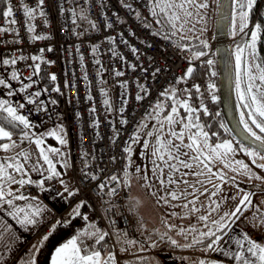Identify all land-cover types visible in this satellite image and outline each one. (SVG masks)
Wrapping results in <instances>:
<instances>
[{
    "label": "built area",
    "instance_id": "obj_1",
    "mask_svg": "<svg viewBox=\"0 0 264 264\" xmlns=\"http://www.w3.org/2000/svg\"><path fill=\"white\" fill-rule=\"evenodd\" d=\"M11 3L17 23H6L0 14V27L8 29L0 33V78L11 85L14 95L8 96L10 89L0 85V99H8L13 106L24 103L25 108L18 111L28 117L34 131L59 120L68 131L76 190L55 219L72 220L68 210L76 203L84 202L92 209L97 228L109 234L135 235L138 219L129 209L130 197L124 183L128 152L124 149L130 147L146 113L161 98L160 93L177 84L189 66L204 65L212 51L198 59L189 50L183 54L175 39H165L157 31V19L149 11V0H44L41 9L45 16H40L38 9L35 19L30 21L23 15L20 0H11ZM24 3L35 8L38 0H24ZM124 4H130L131 9ZM29 23L35 26L32 33L27 31ZM107 23L112 27L107 28ZM93 24L96 28L92 27ZM145 24L151 27L146 28ZM34 35L50 38L33 40ZM111 37H115V44L109 43ZM122 39L127 44L122 43ZM93 47H97L95 53ZM133 47L137 49L135 54L130 50ZM112 48H115L116 56L110 51ZM34 55L42 56V60L35 62L40 64L36 75H32L33 68L30 67L34 64L31 59ZM21 56L28 59H17L15 65L2 63L4 59ZM96 60L100 64H96ZM6 66L18 72L19 81L7 76ZM116 71H122L124 75L117 77ZM52 75L56 76L55 81L50 79ZM29 76L31 81L27 79ZM125 82L127 87H121ZM28 83L33 86L26 92H19L22 84ZM209 84L211 82L207 79L198 82L204 96L203 106L207 110L215 102L212 99L214 89H210ZM141 85L146 93L140 90ZM184 86L192 88L193 83L186 80ZM56 87L59 92L53 91ZM101 89L107 92V97L101 95ZM36 91L42 94L34 99L38 104L43 102L44 110L37 111V104L27 103V97ZM138 94L144 99L136 100ZM89 95L91 100L87 99ZM105 98L112 105L110 109L103 104ZM93 107L95 113L90 111ZM121 120L127 123L122 124ZM114 176L118 180H113ZM57 182L54 177L45 180L42 187L38 183L28 184L22 193L25 196L38 195L43 187ZM101 184L105 185L103 190L99 187ZM112 189H115L114 193ZM50 227L48 223L40 232L45 234ZM91 242L87 241L88 244Z\"/></svg>",
    "mask_w": 264,
    "mask_h": 264
},
{
    "label": "snow or ice",
    "instance_id": "obj_2",
    "mask_svg": "<svg viewBox=\"0 0 264 264\" xmlns=\"http://www.w3.org/2000/svg\"><path fill=\"white\" fill-rule=\"evenodd\" d=\"M3 2L7 5L6 9L2 12L3 17L5 18L6 23L15 25L17 23L16 19L14 18V7L11 3V0H3ZM257 0H232V35L235 36L238 33L242 34V45H237L236 53H235V70H236V79H235V87L237 92L238 100L240 101L241 107L247 109V119H245V113L242 111L241 116V123L244 125L245 131L248 132L255 140L259 141L262 148H264V136L257 135L255 131H253L252 127L249 125V121H251V125H254L256 129H259L260 133H264V57H261L259 50L257 48V43L260 41L261 35L264 34V25L260 23H256L249 33L245 30L248 28L250 23V13L252 11L253 6L256 4ZM21 10L23 12L24 17L27 20L35 19V15L39 9V15L45 16L44 11L41 9V6L44 4V0H38L37 6L35 8L29 7L27 4L24 3V0H20ZM186 4H195V0H181L180 3H176L175 0H149V11L155 17L157 15L163 14L167 19L166 21L157 20V23L163 24L166 23L170 25L171 34L175 35V30L177 28L176 21L180 19L179 14L176 11H172L171 13L168 12L169 9H181L184 11L186 16H191L192 13L187 11L185 8ZM197 8H207L208 4L202 3L195 5ZM124 7L131 9L130 4H124ZM159 9V12H157ZM75 16V13H73ZM137 19H139V13L136 14ZM11 18V19H9ZM237 18H239V29L237 32ZM123 23V21H120ZM75 23V20L73 21ZM107 28H111L112 24L107 23L105 25ZM93 28H96V25H92ZM144 27L148 28L151 27L149 24H145ZM182 28V25H181ZM35 26L31 23L28 24L27 31L29 33L34 32ZM8 31L7 28L0 27V33ZM159 34V33H154ZM50 37H46L43 35H34L31 37L33 40H44L49 39ZM165 39H169V36L165 34ZM19 42V41H16ZM122 43L127 44V41L121 40ZM109 43L115 44V37L109 38ZM203 47H207L206 42H201ZM150 46V45H149ZM98 47V46H97ZM97 47H93V53L96 52ZM245 49H248V59L246 60L243 57V53ZM133 54L137 52L136 48L130 49ZM43 51V49L41 50ZM51 51V49H48ZM114 56L117 55L115 48L110 49ZM206 53L203 51H198L194 53V58L198 59L200 56H204ZM17 59L25 60L28 59L27 57H19L13 59H4L2 63L4 65H15L17 63ZM32 61L34 62L33 65L30 67L33 68L32 75H36L40 71V64L35 63L36 61L42 60V56H32ZM83 57H81V60ZM123 59V57H120ZM96 64H100L99 60L95 61ZM213 61L208 60L207 64L210 66L212 65ZM253 66L255 67V72L252 71ZM135 66H133V70ZM159 71V70H157ZM193 67L189 66L185 72L184 77H181L177 80L179 83L181 80L186 79L187 77H191L193 74ZM243 72L244 76L247 79L246 86L244 88L241 87V73ZM115 75L117 77L123 76L124 73L122 71H116ZM215 75V73H212ZM28 80L31 81L32 77H27ZM52 81L56 80V76L52 75L50 77ZM84 79H87V74L85 73ZM11 80L19 81L20 76L17 71H13L11 73ZM34 83V82H33ZM0 85H3L5 88L10 89L7 93L8 96L14 95V92L11 90V85L5 81V79L0 78ZM33 86L32 83L22 84L20 87L19 92H26L27 89ZM121 87L126 88L127 83H122ZM196 91L199 92V86H195ZM209 88H214L213 84H209ZM140 90L143 92H147L143 86H140ZM46 91V89H45ZM53 91L59 92L60 89L58 87L54 88ZM176 89L173 87L166 88L163 92L160 93L161 97H164L167 100H172L173 103L170 105V112L163 118V120H158L157 123L160 124V128L156 129L158 133H162L164 129L165 123L168 125V134L172 139H168L164 141L161 139L160 135L157 136V147L153 151V155L157 156L158 159L164 162L165 166L169 168V175L165 179L163 177V168L160 165H156V169H159V175H157L156 170H153V174L157 175V179H159L162 189H167L169 185H178L179 183L187 184V180H177L174 178V173L180 172V167L176 164H169L168 161L164 160V152L162 150H166V154L168 155L169 160L178 161L179 165L183 166L184 168L191 169L193 167L192 163L188 162L189 153L182 151V147L190 149L192 152L197 153V155L192 156V160L200 161L204 163V161L200 160V157L204 155L203 148L198 140V137H203V146L204 148H208L210 152L215 153L216 157H220V153L217 152V149L224 148L225 153L232 152V145L229 142H225L222 145H216L215 147L208 144V134L203 131V126L197 123L199 120L198 116H194V113L197 111L196 109L192 108L187 100H178L176 97ZM40 91H36L27 97L28 104H37V111L44 110L42 109L43 102L40 101L39 104L37 100L34 99L41 96ZM101 95L107 97V92L101 89ZM123 95V94H122ZM88 100H91L92 97L89 95L87 97ZM144 99V96L137 95L136 100L140 101ZM213 101L216 100V96H212ZM52 103H56L52 101ZM122 103H127V101H122ZM103 104L107 108H111L112 105L109 99L105 98ZM179 107H178V106ZM25 108L24 103H19L16 106L7 100V99H0V151L6 153L5 156H0V211H7V214L12 217L18 224L25 227V230H28L29 225H37L39 220L37 219L44 209L39 204L27 203L26 206H19L15 202L16 201H28L29 198L23 195L21 189L24 188L25 185L38 183L41 187L43 186L45 180H51L54 177H59L61 175L60 172L56 169V163L54 162L55 156H62L63 153L60 151L59 148L45 146V136L54 137L60 145H66L67 140L63 136V128L60 127V132L58 133L56 130H50L44 134H37L32 132L31 129L34 127L32 122L28 119L27 116L20 114L18 109ZM164 108V103L162 101H157V103L152 107V110L146 113V118H152V114L155 113L156 116L160 115V112ZM179 108H183L188 115L186 117H181ZM91 112L95 113V107L90 109ZM121 112L124 111L123 108L120 109ZM205 114H207V108H203ZM121 123H127L125 120H121ZM182 125L181 129L177 131L173 126L174 125ZM223 126V125H222ZM147 124L141 123L138 126V130L146 128ZM19 130V140L20 143L18 144L16 140L13 139V136L16 133L15 130ZM192 129H197L196 132H192ZM187 130L189 133L188 139L190 143L183 144L185 131ZM148 136H152L153 132L149 131L146 133ZM133 142H136L137 137L134 135L132 138ZM173 139L179 140V144L173 143ZM27 141L29 144H35L36 149L38 150V155L35 160L32 159V153L26 149L21 147L24 142ZM144 147H149L148 143L145 142ZM19 148V151H15V149ZM172 149L175 150V155H173ZM125 152H131L130 148H125ZM249 156H259L255 150L249 151L247 153ZM181 157H185L186 159H181ZM210 157H205V159H209ZM261 161H264V156H259ZM43 161V163H41ZM237 163L242 164V162L237 161ZM255 164L256 161L253 160ZM26 165H30V169L33 172H38L43 175L41 169L44 168V165H47L46 171L49 175L45 176L44 179L40 181H33L29 176V169L26 168ZM63 167H67L66 162L62 165ZM204 166L208 168V165L205 163ZM227 166V165H226ZM260 168H264V163H260L257 165ZM242 167L247 169L248 165L242 164ZM209 172H211V168H208ZM139 171V169H137ZM204 173L201 172H185L182 175H196L200 176ZM92 179H96L95 176L91 177ZM222 180L224 179L223 176L220 177ZM260 177H257L259 179ZM113 180H118L117 177H112ZM145 181L147 182L148 177H144ZM60 183L64 184L63 180ZM198 183H201L198 181ZM12 185H19L18 188L13 190ZM100 189L103 190L105 187L104 184L99 185ZM151 187V185H149ZM195 188V185H192ZM219 190V189H218ZM65 191L68 192L69 196L75 195L74 192L69 191L67 185H65ZM112 193L115 192V189L111 190ZM19 193V194H17ZM154 196H158L157 203L161 201L164 204H169L170 197L171 200H180L182 198L186 199L188 195H193V193H188L184 190L181 193H177L176 190H167L164 192V195H158L156 192L151 193ZM212 195H216L215 192ZM35 200L36 198H31ZM231 199H235L232 197ZM84 202L77 204L72 212L73 214L79 216L80 208L83 206ZM195 200L188 201L187 204H183V208H188L189 204H192L193 207L189 209V212H196L199 211L195 207ZM252 201L250 198L249 193H245L243 197L240 199L239 204L235 206L234 210L231 212H226L224 216L220 218L219 221L212 220L211 224L214 226V230L210 228L207 232H199L198 237H193L192 242L190 244H184L182 247L188 248L192 247L193 245L197 244H205L207 249H212L214 251L221 252L225 257L233 259L236 264H264V245L261 243L253 240L251 237L248 236L247 233H243L240 238L235 239L234 241L229 238V240L225 241V245L228 243L235 244V251L227 248L225 245L221 244V241L224 240L226 236H228V229L229 224L224 222L225 218L227 217L229 220L234 222L235 219H239L238 214H242V207L246 208L248 205H251ZM6 206V208H5ZM175 207V206H173ZM211 207V206H210ZM217 208L219 205L216 206ZM215 208H211V211H215ZM171 215L176 216L177 213L173 212ZM87 219V217H83ZM200 221L208 222L209 216L208 215H201L198 217ZM165 225L171 229L175 227V225H168L167 221H164ZM61 224V221H57L56 224L52 225L51 230L44 234L40 240L33 244V248L35 249V253H33L28 259L22 261V264H37V255L42 251L44 245L49 241L52 233L55 231L57 225ZM93 231H87L80 233L77 236H74L66 243L57 247L54 253L51 256V264H116L115 256L112 252H108L106 257L102 256V250L104 247V243L106 242V237L109 236V233L103 231L99 228H96L95 225L90 226ZM205 227H207V223H205ZM5 230H10V226H8ZM185 229L181 228L180 231L177 233L178 235H184ZM191 232H196L195 228L190 229ZM167 233H164L163 236H166ZM92 241V244L89 245L87 241ZM169 240L172 245L174 246H181L179 245L178 241L171 239ZM130 244L136 243V241H129ZM0 245H4L10 247L9 245H5L3 233L0 232ZM155 246V245H153ZM125 249H122L124 251ZM200 264H215V262H206L204 260L200 261Z\"/></svg>",
    "mask_w": 264,
    "mask_h": 264
},
{
    "label": "rangeland",
    "instance_id": "obj_3",
    "mask_svg": "<svg viewBox=\"0 0 264 264\" xmlns=\"http://www.w3.org/2000/svg\"><path fill=\"white\" fill-rule=\"evenodd\" d=\"M0 0L1 5H4ZM220 0H195V4H186L185 8L187 11L191 12V16H186L184 11L181 9H169L168 12L176 11L180 19L176 21L177 28L175 32L180 35L182 38H186V41H180V47L182 49V53L184 54L187 50H190L192 53L194 52V46L191 42L192 38H199L201 41L211 39L215 28V21L217 16V10ZM176 3H180L181 0H175ZM207 3V8H197L195 5ZM2 10V9H1ZM159 12V9H157ZM157 20L166 21V17L163 14L155 16ZM239 18H237V32L239 29ZM160 24V23H159ZM166 24V23H164ZM256 21L252 20L249 23L248 28L245 30L249 33L247 38H250V32ZM161 25V24H160ZM167 25V24H166ZM182 25V28H181ZM170 27V25H167ZM232 14H231V23H230V35H232ZM233 36V35H232ZM233 37L237 38V43L234 47V55L236 53L237 45H242V34H237ZM258 48V43H257ZM248 49H245L243 53V57L248 59ZM235 67V66H234ZM235 71V79H236V70ZM252 71L255 72V67L253 66ZM186 80V79H184ZM247 79L244 76L243 72L241 73V87L244 88L246 86ZM178 92L179 88L173 86ZM191 89V88H188ZM178 100H187L189 105L190 103L189 97H181L176 95ZM157 101H162L164 103V108L160 112L159 116H156L155 113L152 114V118H144L141 123L147 124L146 128L137 130L135 136L137 137L136 142L132 141L131 144V153L128 164V175L127 179L124 181L127 185L130 186L132 200L130 199L129 205L130 210L133 214L137 215L140 221V226L137 229V233L133 236H129L125 233H113L109 234L110 238H113V254L115 256V261L117 264H131L128 258L131 255H150L153 264H200L201 260L206 262H215V264H223L220 260V257L214 254V250L207 249L205 244H197V247H182L184 244H190L192 242L193 237H198L199 232H207L210 228L214 230V226L211 224L212 220L219 221L222 216L226 212H231L234 210L235 206L239 204L240 199L243 197L245 193L250 194L251 205H248L246 208L242 207V214L239 215V222H243L244 228L243 230L247 233L248 229H251L253 233L257 234V236H262V232L264 231V168H260L257 165L260 164L259 156H264L257 149L250 147L248 145L242 146L240 145L232 136L222 142H214L210 139L208 135V144L215 147L216 145H222L225 142H229L232 145V152L224 155L225 149L219 148L217 152L220 153V157H216L215 153L210 152L208 148H204L203 146V137H198V140L203 148L204 155L200 157V160L204 161L201 163L197 160H192L191 157L197 155V153L192 152L188 148L182 147V151L188 152L189 157L188 162L192 163L193 167L191 169L184 168L179 165L178 161L169 160L168 155L166 154V150H162L164 154V160L168 161L169 164H176L180 167L179 173H174V178L179 180H187L188 183H179L178 185H169L167 189H162L159 179H157V175H159V169H156V165H160L163 168V177L166 179L169 175V168L165 166L164 162L158 159L157 156L153 155V151L157 147V136L160 135L161 139L167 141L168 139H172L168 134V125L165 123L164 129L162 133H158L156 129L160 128V124L157 123L158 120H163V118L170 112V105L173 103L172 100H167L164 97H161ZM204 99L197 102L196 105H192L191 107L196 109L197 111L194 113V116H198L200 109L203 110ZM178 106V105H177ZM179 107V106H178ZM152 110V109H151ZM181 117H186L188 113L184 111L183 108H179ZM207 114L212 116L217 115V109L215 104L207 111ZM140 123V124H141ZM197 123L202 125L201 121L198 120ZM203 126V125H202ZM177 131H179L182 125H174L173 126ZM153 132L152 136L146 135L147 132ZM185 131L183 144L190 143L188 136L189 133L187 130ZM197 129H192V132H196ZM204 132H206L203 129ZM44 134V133H42ZM45 146H51L55 148H59L63 153L62 156H55L54 162L57 161H65L64 159V145H60L57 142H53L49 136H45ZM145 142L148 143L149 147L145 148ZM173 143L179 144V140L173 139ZM34 147L36 149L35 144H27L23 146V148L28 149L32 152L31 148ZM20 149L16 150L19 151ZM255 150L259 153V156H249L247 153L249 151ZM173 155H175V150L172 149ZM38 153L36 154V156ZM205 157H210L209 159H205ZM181 159H186L185 157H181ZM253 160L256 163H253ZM260 160V161H259ZM237 161L242 162V164L248 165V168L245 169L242 167V164L237 163ZM58 162V163H59ZM43 163V161H41ZM56 163V167L58 166ZM208 165V168H211V172H209L208 168L204 166V164ZM227 165V166H226ZM47 165H44L46 168ZM26 168L29 169L30 165H26ZM139 169V171H137ZM156 170L157 175L153 174V170ZM203 172V175H182L185 172ZM40 173H36L37 177H41ZM148 177L147 182L144 177ZM223 176L222 180L220 177ZM257 177H260L257 179ZM36 180V179H34ZM198 181L202 182L198 183ZM151 185V187H149ZM195 185V188L192 187ZM255 186V187H253ZM262 187V189H260ZM13 190L16 189V185H12ZM219 189V190H218ZM167 190H176L177 193H181L186 190L188 193H193V195H188L186 199L182 198L180 200H170L169 204H164L163 201L157 203L158 196H154L151 193L156 192L158 195H164V192ZM215 192L216 195H212ZM19 194V193H17ZM235 197V199H231ZM195 200V207L199 209L196 212H189V209L193 207L192 204H189L188 208H183V204H187L188 201ZM25 201L21 200L17 205L22 206ZM219 205L217 208L216 206ZM175 206V207H173ZM211 206V207H210ZM211 208H215V211H211ZM173 212L177 213L176 216L171 215ZM201 215H208L209 221L204 222L198 219ZM167 221L168 225H175V227L169 229L164 221ZM238 219H235L236 222ZM226 223H233L232 220H229L227 217L225 218ZM205 223H207V227H205ZM94 225L93 220H89V222L84 227L83 231H93L90 227ZM185 229L184 235H178L177 233L180 229ZM195 228L196 232H191L190 229ZM21 230V229H20ZM9 231H3L4 242L8 240L11 236V240H9L5 245L1 246L0 255L8 258V262L5 264H22V261L26 260L25 257H30L33 253H35V249L32 247L33 244L37 243L40 239H36L31 241L32 238H26L23 247L17 252V245L21 242V236H17L15 239L12 238L13 234L8 235ZM250 232V230H249ZM167 233L166 236L162 235ZM254 235V234H253ZM169 237L178 241L181 246H174L171 244ZM250 237V236H249ZM230 235H228L225 239L229 240ZM257 238V237H256ZM256 238H252L256 240ZM234 240V237H231ZM129 241H136L134 244H130ZM264 241V240H263ZM234 244V243H230ZM155 245V246H153ZM225 245V242L222 243ZM229 245V244H228ZM106 245H104L105 247ZM228 247L227 245H225ZM30 248H33L32 252ZM122 249H125L122 251ZM107 252L110 251L109 246L106 247ZM119 257V258H118ZM4 258V259H5ZM4 259L0 260V264L4 263ZM224 264H233L232 261Z\"/></svg>",
    "mask_w": 264,
    "mask_h": 264
},
{
    "label": "trees",
    "instance_id": "obj_4",
    "mask_svg": "<svg viewBox=\"0 0 264 264\" xmlns=\"http://www.w3.org/2000/svg\"><path fill=\"white\" fill-rule=\"evenodd\" d=\"M250 16H251L250 22L254 20L256 21V23H260L261 25H264V0H258L257 4H255L252 8ZM157 30L163 35L167 34L169 37L174 38L178 43H180V41L183 42L188 40L182 37L179 38L180 35H178L176 32L175 35H172L171 28L166 24H163V26L162 24L159 25ZM191 42L193 43L194 46L193 54L198 51H203L204 53H206L210 48L209 46L210 42L206 40L203 42L207 43L208 45L207 47H203L201 43L202 41L198 38H194ZM258 50L261 57H264V34L261 35L260 41H258ZM193 69L194 71L192 76L186 78V80H189L193 83V87L191 89L186 88L184 86V82L186 80H181L178 83L181 89L179 88V91L176 92V95L187 98L189 97L190 103L194 106L197 104V102L204 99L202 89L199 87L200 91L199 92L196 91L195 86H198L199 81L203 79L209 80L214 85V93L218 94V75H217L218 73L216 71L215 63H212V65L210 66L208 64H205L201 68L196 67ZM212 73H215V75H212ZM43 76L45 78V75ZM182 77H184V75ZM234 81H235V71H234ZM215 107L217 109L216 116L205 114L202 109H200V111L197 113L199 115V120L203 125V129L209 135L210 139L214 142H222L227 140L229 136H231V132L222 115L219 100L216 101ZM242 110L245 113V119H247L248 110L244 108H242ZM249 125L253 129L259 132V129H256L254 125H251V121H249ZM260 134L264 136V133H260ZM130 153H128L127 156V164H129ZM80 213L81 215L79 216L74 214L73 220L71 222H61V224L57 225L49 241L44 245L42 251L37 255V264H51V256L54 253L55 249L60 245H62L63 243H65L66 241H68L69 239L73 238L74 236L79 235L83 231L84 227L89 222V220H93L91 209L84 203L83 206L80 208ZM85 216L87 217V219L83 218ZM104 245L106 246L103 247V249H106V247L109 246L110 250L111 251L113 250V242L109 236L106 237V242L104 243ZM193 247H197V246L193 245ZM128 260L129 262H131V264H153L150 255L134 254L131 255V257H129Z\"/></svg>",
    "mask_w": 264,
    "mask_h": 264
},
{
    "label": "crops",
    "instance_id": "obj_5",
    "mask_svg": "<svg viewBox=\"0 0 264 264\" xmlns=\"http://www.w3.org/2000/svg\"><path fill=\"white\" fill-rule=\"evenodd\" d=\"M2 3H4L3 1H1ZM2 9V10H1ZM6 9V4L4 3V5H1L0 3V12H3ZM15 71L14 69L6 66V74L8 77H11V73ZM62 126L63 128V136L64 138L67 140V144L64 145V159L65 161H60L58 163V166L56 167L57 171L61 173V175L58 178V183L56 185H52L49 187H45L40 191V194L38 196H31L28 197L29 200L25 201L22 206H26L27 203H33V204H39L44 211L42 212V214L37 218L39 220V223L37 225H29L28 226V230H25L24 226H21L20 224H18L14 219H12V217H10L7 214V211H0V232L6 231L5 229L10 226V230L8 232V235L10 236V234L12 233L13 236L12 238H16L18 235L21 236V242L19 243V246L17 245V252L23 247V245L25 243H27V241H25L26 238H32L34 235H36V233H38V231L40 230V228L48 223L50 220H52L56 214L57 211L63 209L66 205V201L67 198L69 196L68 192L65 191V185H67V188L69 189V191L73 192L76 189V183L73 177V173H72V165H71V157H70V147H69V141H68V135H67V129L64 125V123L62 121H57L53 124H49L46 125L44 128H42L40 131L35 132L37 134H42V133H47L50 130H56L58 133L60 132V127ZM16 133H19V130H15ZM13 139L16 140V142L19 144L20 140H19V135L18 137L13 136ZM50 139L53 142H57V140L54 137H50ZM28 142L25 141L24 144L21 145V147L27 145ZM19 148L15 149L18 150ZM32 150V159L35 160L36 159V154L38 153V150L35 149L34 147L31 148ZM7 155L6 153L0 151V156H5ZM66 162L67 167H63L62 165ZM46 168L41 169V171L43 172V175H41V177H37L38 175H36V173L38 172H33L30 169L29 172V176L31 177L32 180L36 179V181L38 180H42L45 176L49 175V173L46 171ZM63 180L65 183L62 184L60 183V181ZM19 185H16V188H18ZM35 197V200H32L31 198ZM18 202L20 201H16L15 203L18 204ZM6 208V206H5ZM247 227L245 226L244 228V224L243 222H239V219L236 222H233L229 225V229H228V235H230V237H234L235 239H238L241 237V235L243 233H245L243 230H245ZM21 229V230H20ZM250 230V232H249ZM251 229H248L247 234L248 236H250L251 238H256L255 241L261 243L262 245H264V231L262 232V236H254L252 235ZM82 233V232H81ZM227 237V236H226ZM221 241V244L225 242V239ZM234 239V240H235ZM11 240V236L8 238V240L6 241V243ZM70 240V239H69ZM233 240V241H234ZM254 240V239H253ZM67 242V241H66ZM65 242V243H66ZM5 243V244H6ZM64 244V243H63ZM229 244V245H228ZM227 244V248H230L231 250L235 251V244ZM3 246V245H2ZM1 248V246H0ZM33 248H30V251L32 252ZM1 252V250H0ZM112 252L113 251H109ZM107 250L103 249L102 250V256L106 257L107 256ZM213 255H217L218 257H220V260L222 261V263H229L230 261H232L233 264H236V262L233 259H230L228 257H225L221 252L219 251H215L214 254H212L211 256L214 257ZM5 257L0 255V260L4 259ZM26 259L29 258L25 257ZM4 263H7L9 260L8 258L4 259ZM117 264V263H116ZM120 264V263H119ZM173 264V263H171Z\"/></svg>",
    "mask_w": 264,
    "mask_h": 264
},
{
    "label": "water",
    "instance_id": "obj_6",
    "mask_svg": "<svg viewBox=\"0 0 264 264\" xmlns=\"http://www.w3.org/2000/svg\"><path fill=\"white\" fill-rule=\"evenodd\" d=\"M231 14L232 0H220L213 37L208 41L210 42L209 46L213 48L216 56L220 108L224 120L233 136L243 144L257 149L264 155V148H262L260 142L246 132L244 125L241 123L240 114L243 110L238 100L235 87V63L233 61V45L230 38ZM253 131L257 135L262 136L255 129ZM260 163H264V161H260Z\"/></svg>",
    "mask_w": 264,
    "mask_h": 264
},
{
    "label": "bare ground",
    "instance_id": "obj_7",
    "mask_svg": "<svg viewBox=\"0 0 264 264\" xmlns=\"http://www.w3.org/2000/svg\"><path fill=\"white\" fill-rule=\"evenodd\" d=\"M250 18H251V16H250ZM230 38H231V43H232V45H233V61H234V63H235V55H234V47H235V44L237 43V38L236 37H233L232 35H230ZM173 86H175V87H180L178 84H176V83H174V84H172L171 85V87H173ZM127 192H128V194H129V197H130V199L132 200V194H131V190H130V186L128 185V187H127ZM130 199H129V202H130ZM129 209H130V205H129ZM131 211V210H130ZM132 212V211H131ZM135 215V214H134ZM136 217H137V215H135ZM137 219H138V222H139V218L137 217ZM140 226V223L138 224V227Z\"/></svg>",
    "mask_w": 264,
    "mask_h": 264
},
{
    "label": "flooded vegetation",
    "instance_id": "obj_8",
    "mask_svg": "<svg viewBox=\"0 0 264 264\" xmlns=\"http://www.w3.org/2000/svg\"><path fill=\"white\" fill-rule=\"evenodd\" d=\"M257 2H258V0H257ZM257 2H256V4H257ZM251 14V13H250Z\"/></svg>",
    "mask_w": 264,
    "mask_h": 264
}]
</instances>
